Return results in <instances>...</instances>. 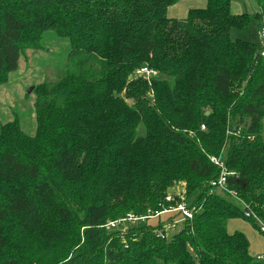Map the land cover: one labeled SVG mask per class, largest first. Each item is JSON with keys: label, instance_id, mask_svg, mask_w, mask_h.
Segmentation results:
<instances>
[{"label": "trees", "instance_id": "obj_1", "mask_svg": "<svg viewBox=\"0 0 264 264\" xmlns=\"http://www.w3.org/2000/svg\"><path fill=\"white\" fill-rule=\"evenodd\" d=\"M254 1L253 16L206 0L174 19L179 0H0V86L46 33L70 45L35 89V134L0 132V264H264L227 233L244 212L264 225V48L231 37L264 24ZM210 158L232 195L211 190ZM178 185L196 210L179 233L160 237L168 216L106 228L175 206Z\"/></svg>", "mask_w": 264, "mask_h": 264}, {"label": "rangeland", "instance_id": "obj_2", "mask_svg": "<svg viewBox=\"0 0 264 264\" xmlns=\"http://www.w3.org/2000/svg\"><path fill=\"white\" fill-rule=\"evenodd\" d=\"M188 1L180 0L177 3V7L183 6L186 8ZM231 3L233 12L236 11L235 9H238L240 11L238 13H247L253 16L257 11V5L254 0H232ZM236 4H238L239 7H237ZM177 7L175 6L169 9L167 12L168 18L173 17L172 13ZM260 29L258 22L251 18L245 31L233 30L231 37L233 39L245 40L259 47L262 44L259 38ZM32 45L34 47H27L23 50L17 70L7 77V83L5 85L0 86V132L12 122H16L22 133L33 136L36 131L35 89L39 84L44 82H58L67 67V56L70 50V45L67 40L57 37L53 32H49L43 36L39 44L36 42ZM157 77L158 79L164 78L160 75H157ZM129 103L132 104L131 102ZM183 190L181 186L179 188L176 187L171 192L169 191L170 193H168V195L181 194ZM187 200L190 202L189 199ZM133 215L132 213L127 214V216H124V218L127 217V219L123 220L121 218L111 223H123L127 221L130 225L134 224L137 218ZM162 217L166 218L165 216ZM150 220L151 222L154 221V219ZM164 220L165 219L162 221ZM167 220L168 219L165 221ZM252 220L254 224L245 219L231 220L227 225V233L234 234L238 232L244 234L250 244L249 254L255 258L257 255H264V237L260 231L257 230V227H261L259 221ZM111 223L109 222L108 225ZM106 228L111 229V227L107 226ZM124 233H126V231L121 230L120 236L123 242H125L123 238ZM16 239L20 241L23 237L19 235ZM61 244H63L62 247L57 249L56 247ZM58 246L40 255L42 260L50 259L53 254H55L54 258H56L62 249H64V251L65 249L68 251L70 250L64 243H59ZM77 248L78 247H74V252ZM37 256H39V252Z\"/></svg>", "mask_w": 264, "mask_h": 264}, {"label": "built area", "instance_id": "obj_3", "mask_svg": "<svg viewBox=\"0 0 264 264\" xmlns=\"http://www.w3.org/2000/svg\"><path fill=\"white\" fill-rule=\"evenodd\" d=\"M259 38L262 41V47L264 48V24L261 25V29L259 32ZM261 56L264 57V52L261 53ZM140 75H144L147 79H149L151 76L155 75V73L151 70L147 69H141L140 71L137 72ZM202 130H204V127H201ZM211 163H213L219 170V176L215 178L214 180L211 181L210 187L211 190L213 191H218V192H226L230 195L233 193L227 189V177L229 175H233V173H228L227 170L224 167V163L221 159L218 158H210ZM167 202H172L175 201V206L169 207L166 210H163L161 212H156L153 216H147V217H142V218H137L135 221L138 220H145V219H158L161 216H168L170 219L166 221L163 226L162 230L159 232V235L162 239L168 238L169 235H173L176 233H179L181 231V225L185 222H189L193 219V214L196 212L194 208H190L188 205V200L186 197V193L183 190L181 194L177 195H168L166 197ZM244 217L246 218H252L256 221H259L261 227V231L264 232V225L262 222L255 217L254 215H251L248 212L243 213ZM120 222L117 223H111L108 225L109 227H114L116 224H119ZM259 261H264V256H258L256 258Z\"/></svg>", "mask_w": 264, "mask_h": 264}, {"label": "crops", "instance_id": "obj_4", "mask_svg": "<svg viewBox=\"0 0 264 264\" xmlns=\"http://www.w3.org/2000/svg\"><path fill=\"white\" fill-rule=\"evenodd\" d=\"M180 1V0H179ZM183 1V0H182ZM186 2L188 1V0H185ZM189 2H190V4H189ZM187 5V7L185 8V7H183V6H178L177 7V3L175 4V5H173V6H171L169 9H171V8H173V7H177L175 10H174V12L172 13L173 14V17H171V18H175V19H184V18H186V16H187V14H188V12L190 11V10H193V9H202V8H205V6H206V0H189L188 1V3L186 4ZM237 5V7H239L238 6V4H236ZM235 5V6H236ZM188 8V9H187ZM169 9H168V11H169ZM236 11H232V3H231V12L233 13V14H241V13H238V12H240L238 9H235ZM256 10L258 11V8H256ZM167 11V12H168ZM256 11V12H257ZM259 24V27L261 28V23H258ZM258 256H264V255H257L256 256V258L258 257Z\"/></svg>", "mask_w": 264, "mask_h": 264}, {"label": "water", "instance_id": "obj_5", "mask_svg": "<svg viewBox=\"0 0 264 264\" xmlns=\"http://www.w3.org/2000/svg\"><path fill=\"white\" fill-rule=\"evenodd\" d=\"M205 115H208V112Z\"/></svg>", "mask_w": 264, "mask_h": 264}]
</instances>
